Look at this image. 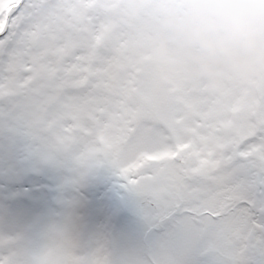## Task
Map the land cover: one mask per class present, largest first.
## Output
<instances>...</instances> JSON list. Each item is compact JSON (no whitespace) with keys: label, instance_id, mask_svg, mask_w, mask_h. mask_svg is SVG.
I'll return each mask as SVG.
<instances>
[{"label":"snow or ice","instance_id":"obj_1","mask_svg":"<svg viewBox=\"0 0 264 264\" xmlns=\"http://www.w3.org/2000/svg\"><path fill=\"white\" fill-rule=\"evenodd\" d=\"M156 0H0V171L107 170L144 225L119 253L72 222L0 234V264H264V90L161 69Z\"/></svg>","mask_w":264,"mask_h":264},{"label":"rangeland","instance_id":"obj_2","mask_svg":"<svg viewBox=\"0 0 264 264\" xmlns=\"http://www.w3.org/2000/svg\"><path fill=\"white\" fill-rule=\"evenodd\" d=\"M234 2L247 11H264V6L257 8L253 5L264 3V0ZM197 3L198 0H156L154 20L157 27L147 32L146 40L161 69L167 73L182 70L195 81L206 83L213 90L228 87L247 89L251 93L264 90V67L256 63L247 67L220 64L215 62L212 55L201 53L188 42L183 30L188 19L185 14L194 13ZM238 58L245 59L244 53H238ZM65 178L63 170L48 166L24 171L15 178L0 171V234L23 231V217H29V214L36 215L32 218L41 219L51 216L56 223L69 210L76 217V227L86 236V215L82 214L88 213L85 209L91 200L96 202L94 193L98 188V199L104 201V198L112 197L113 200L110 208L114 213L113 218L103 237L112 240L121 254L135 251L141 246L144 225L123 203L116 177L107 170H101L76 186H67ZM112 187L115 192L110 196ZM46 204L52 211L42 210V206ZM30 227L38 228L35 222ZM38 233L40 232H33L34 235Z\"/></svg>","mask_w":264,"mask_h":264},{"label":"clouds","instance_id":"obj_3","mask_svg":"<svg viewBox=\"0 0 264 264\" xmlns=\"http://www.w3.org/2000/svg\"><path fill=\"white\" fill-rule=\"evenodd\" d=\"M185 15L186 38L201 53L224 65L264 67V11H247L234 0H198L195 12Z\"/></svg>","mask_w":264,"mask_h":264},{"label":"bare ground","instance_id":"obj_4","mask_svg":"<svg viewBox=\"0 0 264 264\" xmlns=\"http://www.w3.org/2000/svg\"><path fill=\"white\" fill-rule=\"evenodd\" d=\"M253 5L257 8H260L264 6V3L258 2V3H253ZM167 68L168 67H165V69ZM98 191H99L98 188L95 189L94 196H95L96 202L94 201L92 202L91 200L90 204H88V208L85 209V211L87 210L88 213L82 214V215H86V217L84 218L85 221L87 222L86 236L90 238L105 236L110 228L111 221H112L113 214H114L112 210L110 209L111 205L113 204V200L111 199L112 197L104 198L106 199L104 201L101 199H98L97 198ZM111 191H113L112 194L111 193L109 194L108 190H106L107 194H109L110 196H113L115 192L114 187L111 188ZM66 208H62V209H66ZM42 210L52 211V209L49 208L47 204L45 206H42ZM32 217H36V215L29 214V217H23L24 229L29 228L30 225L34 222L37 223L38 228H32V233L34 231H39L41 233L45 231L49 225L54 223V220L53 218H51V216H44L42 217L43 219H41V217L40 218H32ZM61 221H70L75 226H77L76 217L74 216V213H70L69 210L66 211L65 217H63Z\"/></svg>","mask_w":264,"mask_h":264}]
</instances>
